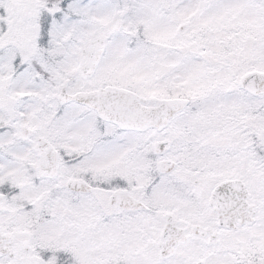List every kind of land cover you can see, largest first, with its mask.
<instances>
[{
    "label": "rangeland",
    "instance_id": "rangeland-1",
    "mask_svg": "<svg viewBox=\"0 0 264 264\" xmlns=\"http://www.w3.org/2000/svg\"><path fill=\"white\" fill-rule=\"evenodd\" d=\"M63 1L0 2V189L9 186L8 210L0 220L10 222L14 231L28 233L32 243L64 250L66 258L73 254L70 257L73 264H106L107 256V264H199V260H203L201 264H264V188L257 177L252 178L255 155L258 154L260 163L264 162V95L252 97L239 86L245 70L264 69V0H84L81 7L73 3L71 9L79 10V18L68 20L69 15L64 14L58 25L55 20L50 23L52 55L64 52L69 47L64 43L69 39L80 41L78 46L71 47L68 56L59 57L56 68L55 63H50L54 59L37 48L38 16L47 12L50 17H56ZM118 17L123 25L118 33L110 35L106 63L96 78L86 81L74 72L78 71L80 47L84 41L108 31ZM182 24L184 27L180 29ZM180 47L184 50H179ZM15 56L20 59L15 60ZM129 59H136L142 66L116 69L111 72L110 80L120 75L132 78L137 80L134 84L139 90L151 89L160 98L169 94L193 96L192 108L174 123L185 136L203 138L208 143L206 148L219 149V155L228 154L222 159L221 175H250L253 200L261 208L254 225L223 232L213 246L198 240L187 243L171 259L163 260L159 252L141 246L144 242L139 241V246L133 234L127 232V225L117 226L113 208L101 215L98 206H94L97 200L103 202L112 187L97 186V200L59 194L52 199L56 183L33 180L34 157L20 156L23 151L7 145L10 120L23 124L18 133L25 132L26 118L30 117L31 125L39 120L38 129L43 135L49 136L63 124L64 137L77 131L74 129L84 128V138L91 136V140L87 139L94 140V132L102 124L92 113L79 115L81 108L74 105L65 110L59 105L63 111L57 117L49 111L53 109L56 113L55 102L62 84H68L69 91L92 88L106 81L108 72L119 63H131ZM149 78L154 80L150 87ZM140 79L145 85H140ZM229 120L232 124L223 125ZM104 128L108 137L117 133L112 126L104 125ZM246 133L249 134L244 141L241 136ZM256 134L263 139L262 144H257ZM131 135L111 136L98 153L86 160L85 168L67 167L66 171L113 185L112 179L117 180L120 175L122 160L132 154L127 152ZM96 146L92 144L93 149ZM200 147L206 150L203 145ZM130 148H137L136 138ZM182 151L183 146L178 142L172 153L178 155ZM123 167L124 177L132 174L126 165ZM233 167L235 172H231ZM221 175L219 179L223 178ZM174 184L162 186L161 192ZM148 193L152 198V192ZM33 219H38L39 231L30 227ZM148 223V219L142 218L139 227L149 226ZM41 237L42 241L32 239ZM36 250L22 264H50Z\"/></svg>",
    "mask_w": 264,
    "mask_h": 264
},
{
    "label": "flooded vegetation",
    "instance_id": "flooded-vegetation-1",
    "mask_svg": "<svg viewBox=\"0 0 264 264\" xmlns=\"http://www.w3.org/2000/svg\"><path fill=\"white\" fill-rule=\"evenodd\" d=\"M5 87L7 88V86ZM140 94L146 96V103L149 105H158L161 101V98L159 96L157 97L154 91H147ZM60 105L62 107L78 105V107L81 108L79 115L92 113L96 116L95 111L75 102L60 103ZM62 111L63 109L58 107L55 114L58 116ZM179 114L173 117L169 125L161 130L149 128L143 132L127 131V134H132V142L128 143L129 149H127V152H129V154L132 152V154L130 157L126 156L122 160V163L129 168L128 173L132 174L124 177L122 175L124 171L122 165L118 171L120 175L117 177V180H115L116 190L127 191L132 197L144 204L145 207L142 209L128 210L119 204H107L108 198L107 201L104 202V209L108 210V207L109 209L113 208L116 212L117 219L121 221L122 224L125 221L128 222L126 225L128 228H131L132 231L133 229H140L139 223L142 218L148 219L149 226H145L141 231L147 237L151 249L153 248L157 251L160 250L158 247V240L165 226L167 214L173 215L178 221L177 225L182 228H188L190 225H202L215 230L217 232V237L225 231L218 227L217 215L209 206L210 193L220 180L218 177L220 161L218 151L206 148L208 143L206 144L203 138L197 137L195 139V137L185 136L181 132L182 129L177 127L174 123L179 117ZM38 122L39 120L36 119L33 122L34 125H31L30 117L26 118L25 132L18 133L17 130L22 129L23 124L19 125L15 119H12L8 128L9 135L7 145L15 151H23L20 155L25 154L28 156L30 154L33 156V161L37 166L41 161L42 154L41 149L38 147V141L39 139H46L49 141L57 156L58 174L56 177V184H58V187L65 185L69 178L75 177L74 173H68L66 171L67 167L85 168V162L88 156L91 158V155H94L93 152L97 151L98 153L105 145L108 134L105 131L104 125L112 126L116 131L123 132L113 123L100 120L99 123L102 125L94 132L95 138L92 142L93 145L97 144V146L93 149L91 141H89L92 137L86 136L84 138L82 134L84 128L74 129L73 127V129L77 131H73L71 134L66 133V137H64L65 132L62 124L57 126L56 131L54 130L52 134L49 133L48 136L39 132ZM140 136L142 137L141 141ZM135 138L137 141V148H130V146H133ZM159 140H169V149L157 152L155 150V143ZM178 142L182 144L183 151L178 155H174L172 151L175 144ZM201 145H203L206 150L202 149L200 147ZM81 156L84 157L78 158ZM163 160L173 161L175 163L173 169L170 171H162L160 169V162ZM25 164L27 165L26 162ZM244 164L245 163L242 165L244 166ZM250 166V164L247 166L248 171H250ZM231 172H235L234 167L231 169ZM236 177H240L243 180L245 178L243 175H237ZM81 179L86 180L93 186L91 193L97 187L95 184H98V181H94L91 176H83ZM171 183H175L171 189L166 192H161L162 186ZM148 191L152 192V198L148 196ZM7 210L8 207L4 204V211L6 212ZM5 212L0 213V216L4 215ZM2 223L3 222L0 220V229L4 233L11 234L14 237V255L13 257H1L0 260L5 259L12 264H22L29 256H32L30 250L28 251L27 248L23 249V242L28 241V238H26L27 235L25 232L19 235L11 233L6 228L8 226L7 223ZM185 233L188 234L189 229H186ZM209 236L210 233L207 236L192 235L188 237L186 241L189 242L191 240L201 239L209 243Z\"/></svg>",
    "mask_w": 264,
    "mask_h": 264
},
{
    "label": "water",
    "instance_id": "water-1",
    "mask_svg": "<svg viewBox=\"0 0 264 264\" xmlns=\"http://www.w3.org/2000/svg\"><path fill=\"white\" fill-rule=\"evenodd\" d=\"M120 26L121 20H117L112 29L116 31ZM105 39L106 35H102L99 39L88 42L83 49L81 66L86 76L93 73L101 59L104 53ZM92 48L95 50H92ZM241 84L252 93H264V72L252 70L245 73L241 79ZM60 99H77L97 109L103 119L115 122L123 129L138 130H145L151 126L161 129L168 124L169 119L175 113L190 102L187 98H169L164 99L160 106L150 107L142 104L145 101L144 97H140L129 89L115 86H108L91 92H78L74 95H68L63 91L60 94ZM40 143L43 144V141H40ZM167 148L168 143L166 141L156 143L157 150ZM162 163L166 164V169L170 168L171 163L168 162V164L167 161ZM54 167V156L49 155L40 169L45 174L54 175ZM68 186L79 191H89L91 189L85 182L78 180H69ZM247 196L248 191L245 184L237 179L223 181L216 187L212 193L210 203L218 210L221 225L236 228L243 223L251 224L254 222L257 207L247 202ZM110 201L112 203L122 201L123 205L130 209L139 205L138 201H135L124 191L114 192L110 197ZM194 228L196 232L203 231H201V228ZM179 235L178 229L168 220L160 242L161 254L164 257L174 254L175 246L183 240ZM4 242L5 245L9 243L8 239L0 233V250Z\"/></svg>",
    "mask_w": 264,
    "mask_h": 264
}]
</instances>
